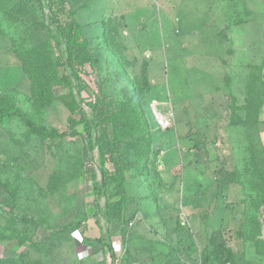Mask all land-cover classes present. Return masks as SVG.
<instances>
[{"label":"rangeland","instance_id":"obj_1","mask_svg":"<svg viewBox=\"0 0 264 264\" xmlns=\"http://www.w3.org/2000/svg\"><path fill=\"white\" fill-rule=\"evenodd\" d=\"M66 1L99 60L87 70L112 106L127 168L118 256L264 264V0ZM46 12L42 0H0V92L64 131L69 110L42 102L63 72ZM83 169L79 138L49 147L18 118L0 123V264H104L94 240L107 242L96 214L105 199Z\"/></svg>","mask_w":264,"mask_h":264},{"label":"trees","instance_id":"obj_2","mask_svg":"<svg viewBox=\"0 0 264 264\" xmlns=\"http://www.w3.org/2000/svg\"><path fill=\"white\" fill-rule=\"evenodd\" d=\"M42 1L47 10V18L62 43L57 65L63 68L57 87L41 88L42 102L49 105L52 97L62 102L70 112L67 129L60 131L35 123L16 105L11 94L1 92L0 123L18 118L32 134L46 142L49 147L68 137L81 140L83 179L91 182L93 191L105 199L103 211L98 208L96 214L102 215L107 221V242H103L101 238L94 241L102 246L104 264H128L129 250L126 249L125 255L120 257L114 247L118 234L121 235V241L126 242L124 221L128 200L127 168L121 140L114 131L116 116L112 106L103 94L99 77H90L92 73L87 70V67H90L94 73H98L99 60L85 36L84 25L76 19L67 1ZM84 92L88 94L87 97L83 95ZM252 101L249 98L247 102L250 108ZM260 107L261 105L254 106L257 111ZM258 114L259 111L256 112V118ZM253 123L256 124L257 120ZM248 215L254 218L259 215V211L249 206ZM11 217L32 225H40L34 217L14 214H11ZM248 225L252 227L253 221L249 220Z\"/></svg>","mask_w":264,"mask_h":264},{"label":"crops","instance_id":"obj_3","mask_svg":"<svg viewBox=\"0 0 264 264\" xmlns=\"http://www.w3.org/2000/svg\"><path fill=\"white\" fill-rule=\"evenodd\" d=\"M163 161H164V160H162L161 162L163 163ZM155 164H156V162L154 163V166H155ZM126 184H127V182H126ZM139 184H141V183H139ZM148 184H149V183H148ZM126 187H127V185H126Z\"/></svg>","mask_w":264,"mask_h":264}]
</instances>
